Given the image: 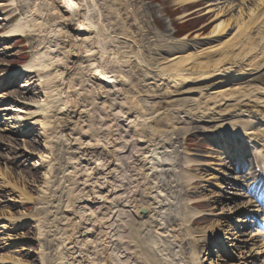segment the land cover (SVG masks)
Returning a JSON list of instances; mask_svg holds the SVG:
<instances>
[{"label":"bare ground","instance_id":"6f19581e","mask_svg":"<svg viewBox=\"0 0 264 264\" xmlns=\"http://www.w3.org/2000/svg\"><path fill=\"white\" fill-rule=\"evenodd\" d=\"M107 1L41 0L47 6V14L41 15V18L46 17V28L40 26V30L39 26L32 28L24 18L9 30L7 27L12 18L0 21L4 30L0 34V45L10 38L36 37L38 31L46 35L42 44L44 52L36 54L15 70L0 73V86L5 80L9 82L6 84L14 85L19 80H26L24 91L29 94L40 91V102L34 103L40 106L42 120L28 126L41 128V132L34 128L32 133L42 135L41 147L50 152L40 159L49 175L57 169L52 151L55 138L64 147L65 161L62 158L56 163L71 183L69 194L58 198L64 204L56 205L54 198L49 197L53 183L51 178H46L38 189V196L34 197L36 216L25 214L18 225L37 224L41 239H53L58 253L56 264H155L157 260L154 257L152 262L151 259L142 261L133 245H127L126 240L122 239L119 244L115 241L125 231L124 220L131 218L147 231L141 234L156 247L148 250V254H154L164 264L172 261L175 264H227L228 255L235 258L229 261L231 263L264 264V182L259 185L251 179L247 190L243 189V193L238 195L246 199L237 207V213L246 218L242 222L236 219L240 227L232 222L233 209L228 205L233 199L227 197L223 203L226 206H223L229 210L227 214L219 215L227 220L201 228L196 237L192 236L191 227L192 220L200 216L199 212L185 209L183 205L191 216L187 218L184 214L180 218L179 213L175 215L173 211L180 210V207H174L164 194L172 186H183V195L188 190L190 193L192 182L200 178L198 173H191V164L197 162L190 157L191 154L179 152L181 159L176 156V125L183 122L223 125L230 120L247 117L249 121L246 123L240 125L232 121L222 127H229L235 130V135L242 137V141L236 142L233 152L238 154L239 151L243 158L250 155L252 159L247 169L258 167L264 177V87L237 85L239 83L232 86L234 82L264 69V0H241L236 6L226 0H206L205 14L214 15V26L201 40L210 41L222 35L227 38L217 46L166 59L155 71V77L163 82L164 88L148 87L145 100L139 93L134 94V84L122 70L134 68L136 63L145 66L138 61L140 55L135 53L137 42L128 29H119L115 33L105 30V14L101 12L100 4ZM117 1L109 0L118 6ZM197 1L176 0V3L185 6ZM108 10L114 11L116 16L121 15L120 8ZM34 12L36 14L38 8ZM29 15L30 12L26 14ZM36 15L40 16V13ZM167 28L170 30L168 24ZM84 86L87 87L84 89ZM91 92L95 97L93 104L83 98ZM189 93H195L197 97L191 102L193 106L180 109L187 114L184 120H169L170 110L167 117L165 112H160L158 104L148 103L149 100ZM1 100H4L3 94ZM118 121L126 129L124 133L121 132L124 129L115 125ZM54 130H58V136L53 138ZM117 136L121 140L131 139L128 143L119 142L126 149L131 146L133 154L141 157L138 162L143 169L132 177L133 182L127 187L120 181L121 169L116 164L122 161L120 156L126 152L119 151L121 144ZM12 142L22 145L20 141ZM224 150L223 154L228 153L227 158L231 159L230 145L225 144ZM216 161L213 165L219 169H211L216 174L210 179L217 180L218 174L222 176L219 179L222 184L215 185L222 191L232 183L223 170L228 167L223 164L224 160L218 157ZM244 177L241 179L248 180ZM236 179L233 185L239 186ZM249 188L259 189L261 202L251 199ZM132 189L133 194L123 195ZM175 199L180 203L184 201L182 195ZM222 210L225 211L224 208ZM48 217L51 218L49 224L46 222ZM244 228L253 229L247 236V242L240 241L246 235L243 234ZM181 229L187 230L186 243L180 239ZM194 240L202 243L201 251L196 244L193 246ZM239 242H243L245 247H241ZM165 245L169 246V259L172 261L163 253ZM185 245H189L188 257L183 256L180 260L178 255L186 253ZM116 249L117 255L114 254Z\"/></svg>","mask_w":264,"mask_h":264},{"label":"rangeland","instance_id":"374dc122","mask_svg":"<svg viewBox=\"0 0 264 264\" xmlns=\"http://www.w3.org/2000/svg\"><path fill=\"white\" fill-rule=\"evenodd\" d=\"M208 1L199 0L197 3H191L185 6L177 4L176 0H118V6L115 4L116 1L115 3H111L108 0L100 4V10L105 14V30H111V32L115 33V31L119 32V29H128L129 33L134 36V40L137 42V44L134 45L136 47L134 50L135 53H138L137 55H140L138 61L142 62L145 66H140L136 63L134 68L126 67V69H122L127 75L129 82L134 84L132 85V88L135 90L133 91L134 94L139 93V96L145 100V91L148 90V87L152 88L155 86L156 88H164L163 82H160V80L155 77V71L166 59H169V57L176 54H186L187 52H193L197 49L217 46L227 38L226 35H222L210 41L201 40L202 37L210 33L214 26V23H212L214 15L205 14ZM226 1L236 6L240 5L241 0ZM36 8H38L37 13H40V16H37V13L35 14L34 10ZM46 8L47 6L45 3L42 4L41 0H0V15H2L0 21L5 18H12L11 24L7 27L9 30L14 24L24 18L26 22L31 24L32 28L39 26L40 30V26L45 27L46 24V17L41 18L42 14H47ZM109 8H120L121 15L116 16L114 11L108 10ZM28 12H30V15L26 16ZM167 24L170 30H168ZM198 26L200 27L198 28ZM2 28L0 24V34L4 32ZM176 32H178V34L187 32L189 36L186 40L178 41L174 35ZM43 33H39L38 31V33H36L37 36L33 38L20 37L16 39H6L5 42L0 45V73L21 67L32 60L33 56L42 52L43 39L44 36L46 37L45 34L43 36ZM196 35L197 38H195ZM110 39L113 40L112 38ZM118 41L120 42L119 39ZM25 81L26 80H19L16 85L11 83L3 87L0 86V94H3L4 99L1 100L0 95V113H2L0 114V264H56L58 253L55 244L52 243L53 239L48 237L41 239L39 237V228L37 224L33 223L29 226L18 225L21 217L25 214L29 213L34 215L37 213L35 199L38 196L39 187L42 186L46 178H51V182L53 183V185H51V187H53V192L50 193L49 197L54 198L53 200L55 201L53 202L56 203V205L59 203L64 204V202L58 198L66 197L70 192L69 185H71L65 175H63L65 171L58 167L56 163V160L61 161L62 158L64 160L65 151L64 147L59 144L56 138V144H53L52 151L54 154V167L57 169L53 175L52 172L49 175L47 170L42 166L43 163L40 159L43 158V155L50 152L41 147L40 138H42V135L37 133L35 136L32 133L34 128H37V130L41 132V128L37 125L28 126L34 124L36 121L39 122L42 120L39 114L41 112L40 106L34 103L40 102L39 98H41V95L39 94V90H35L31 94L24 91L22 88L24 84H27ZM149 83H152V86L148 85ZM235 83H239L237 85L240 86L252 85L264 87V69L256 72L250 77L234 82L232 86ZM86 87L87 86H84V89ZM128 89H130V87ZM196 97L197 95L195 93H189L170 98L149 100L148 103L152 102L158 104L160 112H165V114H167L165 116L167 117L170 110L169 120L171 119L174 121L175 119L181 118L184 120L187 114L180 109H183L182 107L189 108L193 106L194 103L191 102L195 100ZM83 98L92 104L95 102V97L92 92L88 93V96L86 95ZM180 102L183 104L182 106ZM116 104L120 105L119 102H116ZM84 105L87 104L84 103ZM232 121H237L241 125L248 122L249 119L247 117H239L225 122L223 125H229L228 123ZM115 125L120 126V129H124L120 121L115 123ZM223 125L218 123L184 122L176 125L177 130L175 136L178 142L176 145L178 154L176 156L181 159V152H183L184 155L185 153L191 154L192 156L190 157L197 161L191 164V173H198L200 178L192 182L190 188L193 189H191L190 193L188 190L183 195L185 191L183 186H180L181 188L179 186H176L177 188L172 186L171 188L168 187V189L164 191V194L166 195V199H169L174 207H180V210H173L175 215H177V212L179 213L180 218H183L184 214L187 215V218L191 216L190 213L185 210L186 208H192L190 211L199 212L200 216L192 220L191 233L194 237L198 236V232L201 228L214 225L216 222L222 223V219L227 220L225 217L223 218L219 215L221 213L227 214L228 208L233 209L231 211L233 214L232 222H234L236 226H241L239 222L237 223V220L242 222L246 219L240 212L237 213V207H240V205L246 202V199L240 198L238 195L243 193V189H245L247 185L243 183L244 181L241 179V176L252 175V171L237 174L231 170L236 168L238 163H236V161L229 162L227 155H224L223 151H225L224 145L227 144L230 145V152H233V142H235L236 136L229 127H222ZM164 126L166 125L164 124ZM57 131L58 130H54L52 133L53 138L58 136ZM125 131L126 129L121 132L124 133ZM115 134L117 135V133ZM117 137L116 139L118 142L124 141L128 143L127 141L131 140L127 138L121 140ZM12 141H20L22 145L17 146L13 144ZM119 144L121 143L119 142ZM119 151H126L124 155L122 154L120 156L122 161L116 162V164L121 169L120 181L123 183L125 182V186L127 187L133 182L132 177L143 169L141 163L138 162L141 157L133 154L134 151L131 146L126 149L121 144L119 146ZM218 157L223 159V164L228 166L227 168L229 170H227V168H223V170H226L230 183H232L228 189L224 188L222 191L215 186L217 183L222 184L221 180H219L222 176L218 174L217 180L210 179L216 174L215 171L211 169H219V167L213 165L217 163L216 160ZM246 157L248 158L249 156L246 155ZM235 178L239 181V186L233 185ZM133 190L134 189L130 192L125 191L123 195L133 194ZM22 194H24V196ZM60 194H62V196H60ZM181 195L184 197V201L180 203L175 198ZM227 197L233 199V201L229 203L228 208H225L224 206H226V204L223 203L227 201L225 199ZM214 202L217 204H214ZM223 208L226 212L222 210ZM34 216H36V214ZM48 221L49 223L51 222L50 217L46 218L47 223ZM124 222L126 223L124 227L125 231H122L115 238V241L119 244L120 241L124 239L127 241V245H133L132 247L138 252L137 254L140 255L144 262H148V259H151L152 262L154 257L158 262L153 260L155 264H164V261L158 260L154 254H148V250L156 249V247L148 238L146 239V237L141 234H146L147 231H144V228L138 225L136 219L131 218L127 221L124 220ZM245 225L246 223L242 226L244 227ZM252 231L253 229L246 228L243 233L246 235H244L240 241L247 242V236ZM186 235L187 230L181 229L179 236L180 239L184 240V243L187 242L185 241L187 240ZM183 236H185L184 239ZM193 243V246L196 244L198 247V251L202 250V243H199V240H194ZM239 245L245 247L243 242H239ZM188 246L189 245L184 246L186 250L185 254L178 255L180 260H183V256L188 257ZM248 246L251 245L249 244ZM169 250V246L165 245L163 253L168 259L171 255ZM233 250L236 254L238 253V249L234 248ZM115 253L116 255L118 254L117 249L114 251V254ZM234 259L233 255H228L226 257V263L239 264L237 261H235V263L229 262ZM252 263L254 262L252 261ZM170 264L175 263L172 261ZM248 264H251V262ZM256 264H260V262Z\"/></svg>","mask_w":264,"mask_h":264},{"label":"snow or ice","instance_id":"6c2138e0","mask_svg":"<svg viewBox=\"0 0 264 264\" xmlns=\"http://www.w3.org/2000/svg\"><path fill=\"white\" fill-rule=\"evenodd\" d=\"M161 195H163V193H161Z\"/></svg>","mask_w":264,"mask_h":264},{"label":"trees","instance_id":"16d2710c","mask_svg":"<svg viewBox=\"0 0 264 264\" xmlns=\"http://www.w3.org/2000/svg\"><path fill=\"white\" fill-rule=\"evenodd\" d=\"M183 35V34H180V36Z\"/></svg>","mask_w":264,"mask_h":264}]
</instances>
